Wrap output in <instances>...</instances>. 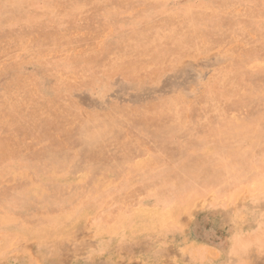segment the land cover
Instances as JSON below:
<instances>
[{
    "label": "rangeland",
    "instance_id": "rangeland-1",
    "mask_svg": "<svg viewBox=\"0 0 264 264\" xmlns=\"http://www.w3.org/2000/svg\"><path fill=\"white\" fill-rule=\"evenodd\" d=\"M0 264H264V0H0Z\"/></svg>",
    "mask_w": 264,
    "mask_h": 264
}]
</instances>
